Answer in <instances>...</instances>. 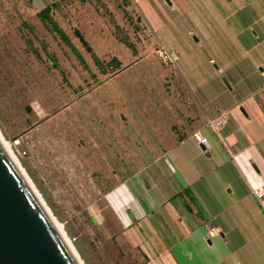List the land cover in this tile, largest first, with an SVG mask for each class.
I'll list each match as a JSON object with an SVG mask.
<instances>
[{
  "label": "rangeland",
  "instance_id": "1",
  "mask_svg": "<svg viewBox=\"0 0 264 264\" xmlns=\"http://www.w3.org/2000/svg\"><path fill=\"white\" fill-rule=\"evenodd\" d=\"M130 3L63 0L52 17L70 47L31 0H0V137L81 264L136 263L104 194L164 148L188 98Z\"/></svg>",
  "mask_w": 264,
  "mask_h": 264
},
{
  "label": "crops",
  "instance_id": "2",
  "mask_svg": "<svg viewBox=\"0 0 264 264\" xmlns=\"http://www.w3.org/2000/svg\"><path fill=\"white\" fill-rule=\"evenodd\" d=\"M62 1L31 0L35 11ZM127 7L188 98L164 148L104 194L117 243L137 253L135 264H264V199L251 194L264 186V0Z\"/></svg>",
  "mask_w": 264,
  "mask_h": 264
},
{
  "label": "water",
  "instance_id": "3",
  "mask_svg": "<svg viewBox=\"0 0 264 264\" xmlns=\"http://www.w3.org/2000/svg\"><path fill=\"white\" fill-rule=\"evenodd\" d=\"M0 264H78L1 143Z\"/></svg>",
  "mask_w": 264,
  "mask_h": 264
},
{
  "label": "trees",
  "instance_id": "4",
  "mask_svg": "<svg viewBox=\"0 0 264 264\" xmlns=\"http://www.w3.org/2000/svg\"><path fill=\"white\" fill-rule=\"evenodd\" d=\"M56 6L57 5L54 3H52L51 5H47V6L43 7L42 9L37 10L36 15L40 20L47 22L51 26L52 30L59 36V38L61 40H63V42H65L70 47H73L72 43L70 42V40H69L68 36L66 35V33L64 32V30L57 24V22L52 17V11L55 10ZM73 34L75 37L78 38V40L80 41L82 46L88 52L92 53V49H91L90 45L84 39V37L80 33V31L78 29L74 28ZM93 58H94V61L96 63L97 59L94 57V55H93ZM81 61L83 62V59H81Z\"/></svg>",
  "mask_w": 264,
  "mask_h": 264
},
{
  "label": "bare ground",
  "instance_id": "5",
  "mask_svg": "<svg viewBox=\"0 0 264 264\" xmlns=\"http://www.w3.org/2000/svg\"><path fill=\"white\" fill-rule=\"evenodd\" d=\"M0 143L2 145V147L4 148V150L7 152V154L9 155V157L11 158V160L15 163V165L18 167V169L20 170V172L23 174V176L25 177L27 183L29 184L31 190L33 191V193L35 194V196L37 197V199L40 201V203L43 205L45 211L47 212V214L49 215V219L52 223V225L55 227V229L58 231L59 235L61 236V238L63 239V241L65 242V244L67 245V247L71 250V252L74 254L78 264H81L77 255L75 254V252L73 251V248L71 247L69 241L67 240V238L65 237V234L62 232L60 225L51 217L50 213L48 212V210L46 209V207L44 206L43 202L41 201L39 195H37V193L35 192L34 188L32 187L31 183L29 182V180L27 179V177L25 176V174L23 173V171L21 170V168L19 167V163L17 162L16 158L13 156L10 146L0 137Z\"/></svg>",
  "mask_w": 264,
  "mask_h": 264
},
{
  "label": "built area",
  "instance_id": "6",
  "mask_svg": "<svg viewBox=\"0 0 264 264\" xmlns=\"http://www.w3.org/2000/svg\"><path fill=\"white\" fill-rule=\"evenodd\" d=\"M159 54L161 57H163L165 62L171 61V58L163 49L159 50ZM209 124L212 126L219 125L220 124V117L217 119H214V120H210ZM192 135L195 138V140L206 144V138L204 136H202L199 132H194ZM251 194L256 198L257 201H262L264 199V186L252 188ZM215 234H216V232H215L214 228L208 229V235L210 237L214 236Z\"/></svg>",
  "mask_w": 264,
  "mask_h": 264
}]
</instances>
